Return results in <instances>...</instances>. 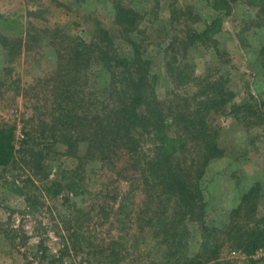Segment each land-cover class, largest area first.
<instances>
[{"label":"trees","instance_id":"1","mask_svg":"<svg viewBox=\"0 0 264 264\" xmlns=\"http://www.w3.org/2000/svg\"><path fill=\"white\" fill-rule=\"evenodd\" d=\"M235 1L215 0L213 8L231 14ZM114 9V22L130 45L127 55L101 26L91 41L71 36L59 25L28 31L25 39L0 34L6 76L0 86L8 82V91H20L14 84L18 78H11V66L23 53L33 52L43 40L56 52L55 69L25 89V95L35 100L26 120L31 128L23 129V154L26 160L31 158L24 162L36 170L34 176L44 171V157L58 145L64 148L63 155L77 160L60 180L41 182L55 197L67 194L69 213L54 231L61 241L59 258L73 252L86 264H231V254L240 253L251 264L264 261L253 259L264 249L261 182L243 194L226 224L209 225L204 218L201 182L209 164L225 154L219 142L222 117L233 99L228 75L198 76L190 59L195 43L210 37L208 29L174 35L165 42V68L173 87L164 101L142 44L143 15L123 0H116ZM96 65L105 70L108 81L93 91L90 81ZM16 129V124L0 122L2 170L13 168L16 160ZM81 144L86 146L83 155L78 153ZM90 161L99 163L103 181L99 190L92 188L87 176ZM32 175H26V180L0 178L5 192L22 197L28 214L37 213L43 205L25 183H34ZM124 183L127 190L123 192ZM136 191L139 200H134ZM70 195L84 205L72 204ZM101 199L107 201L101 204ZM191 223L198 224L194 253L189 249ZM5 225L0 221V234L12 231ZM104 226L105 235L92 236L91 230ZM38 251L41 263L56 261L44 239Z\"/></svg>","mask_w":264,"mask_h":264},{"label":"rangeland","instance_id":"2","mask_svg":"<svg viewBox=\"0 0 264 264\" xmlns=\"http://www.w3.org/2000/svg\"><path fill=\"white\" fill-rule=\"evenodd\" d=\"M115 1L0 0V34L25 39L28 31L34 33L40 28L54 29L59 25L65 27L71 36L91 41L96 27L101 26L113 34L121 52L127 55L130 45L114 22ZM123 2L143 15L141 26L145 34L141 37L142 44L146 58L151 60L152 72L158 78L159 97L164 101L170 97L173 87L165 68V42L174 35L184 37L188 31L202 33L208 29L210 37L195 43L190 49V59L194 61L198 76L216 78L220 74L228 75L233 99L225 107L222 117L219 142L225 154L209 164L201 182L205 198L204 218L209 225L226 224L230 210L240 203L243 194L255 182L262 184L259 211L264 215V0H255L254 3L252 0H236L231 14H226L225 9L213 8L215 0ZM133 37L138 39L135 35ZM4 57L5 51L0 46V82L6 79ZM11 67V78H18L14 84H18L20 91H8V82L0 86L3 93L0 95V122L17 126L16 160L13 168H0V178L16 176L26 180V175H32L35 169L24 162L27 156L24 158L23 154V129L26 125L31 128L26 120L33 113L31 103L35 99L28 98L25 89L55 69L56 52L48 40H43L33 52L23 53ZM92 76L90 84L93 91L108 81L100 65L95 66ZM63 149L61 145L56 146L42 161L44 171L39 176L32 175L34 183L25 182L31 185L33 195L43 202L37 213L28 214L22 197L5 192L0 187V221L6 222V230H12L8 234H0V264H49L50 260L40 262L42 255L38 246L42 239L50 255L56 258L53 264H86L80 255L73 252L59 258L61 241L54 231L69 213L64 201L67 194L55 197L44 190L41 183L55 178L60 180L64 170L76 166L77 160L63 155ZM85 150V144H81L79 155H83ZM87 168L92 188L99 190L103 182L100 181L99 163L90 161ZM126 188L127 185L122 184L121 191ZM140 196L136 191L134 200H139ZM69 197L72 204L84 205L80 198ZM106 201L101 199V204ZM107 203L111 204V198ZM190 227L192 238L189 249L194 253L199 243L198 224L191 223ZM103 230H107V226L93 229L91 234L96 233L98 237L105 235ZM230 257L231 264H251L240 253H233ZM263 258L264 249L253 256L255 260ZM257 263L264 264V261Z\"/></svg>","mask_w":264,"mask_h":264}]
</instances>
